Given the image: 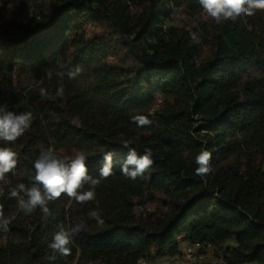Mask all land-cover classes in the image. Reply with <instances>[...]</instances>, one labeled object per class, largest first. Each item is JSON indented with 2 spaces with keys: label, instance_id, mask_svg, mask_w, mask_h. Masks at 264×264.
Instances as JSON below:
<instances>
[{
  "label": "trees",
  "instance_id": "obj_1",
  "mask_svg": "<svg viewBox=\"0 0 264 264\" xmlns=\"http://www.w3.org/2000/svg\"><path fill=\"white\" fill-rule=\"evenodd\" d=\"M0 4L20 17L0 30V107L33 117L14 142L0 140L17 153L0 180V213L10 221L0 227V264L158 262L183 256L181 241L200 244L202 264H264V11L220 24L207 18L197 42L165 24L176 8L202 13L199 0ZM61 84L63 97L50 99ZM138 115L151 123L138 126ZM129 148L152 154L135 180L121 172ZM42 149L65 160L82 151L100 180L95 198L62 194L48 213L20 211L10 192L31 187ZM106 151L112 174L101 178ZM202 151L211 171L201 177ZM81 223L70 254L49 247L58 225Z\"/></svg>",
  "mask_w": 264,
  "mask_h": 264
},
{
  "label": "clouds",
  "instance_id": "obj_2",
  "mask_svg": "<svg viewBox=\"0 0 264 264\" xmlns=\"http://www.w3.org/2000/svg\"><path fill=\"white\" fill-rule=\"evenodd\" d=\"M199 4L203 14L207 18H211L216 24L229 20L235 21L241 16H252L256 10L264 11V0H199ZM68 75L71 78L74 73L69 72ZM48 76H51L50 72ZM41 95L48 97V93L44 89H41ZM63 95L64 87L61 84L54 96L49 98L55 99L63 97ZM32 119L31 112L16 113L0 107V140L14 142L30 128ZM133 121L138 126L151 123L143 115L134 116ZM121 140L123 146L128 147L129 142L123 140L122 135ZM151 155V152L148 151L143 155H138L135 149L129 148L125 159L121 163L122 174L132 180H135L138 176L143 177L152 166ZM112 159L113 154L111 151H106L103 154V162L100 168L101 178H107L112 174ZM210 159L211 154L207 151H202L195 157L196 175L202 177L211 171ZM16 165L17 153L11 148L0 147V180L4 178L6 173L12 172ZM33 167L35 175L31 177V187L26 188L24 184H20L18 189H12L10 192L11 197L17 198L19 210L26 215L34 212L38 206L43 212L48 213V201L58 199L62 194L74 198L78 203L91 201L95 198V188L100 180L88 174L86 156L82 151L78 152L74 158L65 160L57 157L50 149H42L40 155L34 161ZM85 183L89 185V189L78 192V189ZM89 216L99 224H103V219L96 211H91ZM8 223L10 221L0 213V227L7 230ZM83 226V223H81L71 229H66L63 225H58V231L54 233L49 247L61 255L70 254L68 245L71 237L78 233Z\"/></svg>",
  "mask_w": 264,
  "mask_h": 264
},
{
  "label": "rangeland",
  "instance_id": "obj_3",
  "mask_svg": "<svg viewBox=\"0 0 264 264\" xmlns=\"http://www.w3.org/2000/svg\"><path fill=\"white\" fill-rule=\"evenodd\" d=\"M20 18L17 16L16 10H11L9 7L0 4V30L4 29L5 25H7L8 20L12 18ZM207 21V17L202 13L200 14H191L182 8H176L173 10L171 19L166 22L165 25L168 23L176 24L190 30L192 38L197 41L201 42L199 33L202 31L201 23ZM203 46V44H202ZM188 247V243L185 241L180 242V249L181 251L186 250ZM206 259V258H205ZM158 262L163 264H189L188 260L185 257L181 256L180 258L170 259L164 258L158 260ZM204 262V256L202 258H198L194 264H202Z\"/></svg>",
  "mask_w": 264,
  "mask_h": 264
},
{
  "label": "built area",
  "instance_id": "obj_4",
  "mask_svg": "<svg viewBox=\"0 0 264 264\" xmlns=\"http://www.w3.org/2000/svg\"><path fill=\"white\" fill-rule=\"evenodd\" d=\"M199 246H200L199 243H194V244L188 243V247L186 248V250L183 251V256L185 257V259L188 260L189 264H194L195 261L199 258V256L197 255V249L199 248ZM137 264H163V263L151 262L146 258H140Z\"/></svg>",
  "mask_w": 264,
  "mask_h": 264
}]
</instances>
